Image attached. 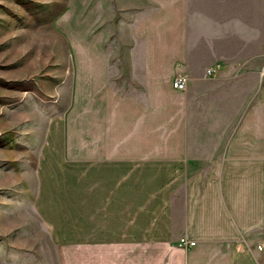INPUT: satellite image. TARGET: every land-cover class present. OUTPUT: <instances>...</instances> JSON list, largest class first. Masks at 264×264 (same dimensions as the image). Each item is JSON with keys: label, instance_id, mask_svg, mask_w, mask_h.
<instances>
[{"label": "crops", "instance_id": "0c3cea01", "mask_svg": "<svg viewBox=\"0 0 264 264\" xmlns=\"http://www.w3.org/2000/svg\"><path fill=\"white\" fill-rule=\"evenodd\" d=\"M148 3L140 95L118 96L106 53L82 42L78 93L39 155L40 212L59 249L74 234L122 246V264H264V0Z\"/></svg>", "mask_w": 264, "mask_h": 264}, {"label": "rangeland", "instance_id": "374dc122", "mask_svg": "<svg viewBox=\"0 0 264 264\" xmlns=\"http://www.w3.org/2000/svg\"><path fill=\"white\" fill-rule=\"evenodd\" d=\"M152 7L148 0H0V264H122V246L83 248L75 244L81 237L66 234L67 249L58 248L54 210L45 220L40 212L36 173L45 133L78 93L76 67L90 53L84 43L106 53L118 96L141 94L134 30Z\"/></svg>", "mask_w": 264, "mask_h": 264}, {"label": "built area", "instance_id": "2783aa9c", "mask_svg": "<svg viewBox=\"0 0 264 264\" xmlns=\"http://www.w3.org/2000/svg\"><path fill=\"white\" fill-rule=\"evenodd\" d=\"M213 74H215L214 70L208 72V75H213ZM187 85H188V77L183 74H179L173 82V88L180 92H185L187 89ZM180 244L182 246H186L188 244L190 245V247L196 246V242H188L185 238H182L180 240Z\"/></svg>", "mask_w": 264, "mask_h": 264}]
</instances>
